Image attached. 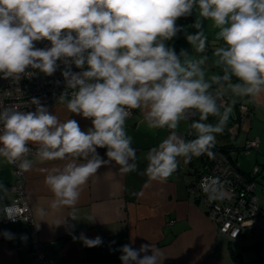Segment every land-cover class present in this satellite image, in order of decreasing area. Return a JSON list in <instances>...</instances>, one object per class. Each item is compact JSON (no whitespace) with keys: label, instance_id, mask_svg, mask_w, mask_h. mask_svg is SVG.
I'll return each mask as SVG.
<instances>
[{"label":"clouds","instance_id":"9594fccd","mask_svg":"<svg viewBox=\"0 0 264 264\" xmlns=\"http://www.w3.org/2000/svg\"><path fill=\"white\" fill-rule=\"evenodd\" d=\"M193 13L196 31L185 32V39L195 53H205L204 22L210 21L215 40L222 42L213 51L222 74L206 78L207 55L196 57L185 49L177 54L167 43L182 31L177 20ZM41 41L50 46L37 47ZM60 63L65 91L58 100L90 121L86 131L76 119L62 122L36 97L30 101L34 111L0 104V157L30 171L27 156L34 145L39 160L66 161L45 170L52 209L74 206L102 166L114 161L121 172L137 169L126 131L134 109L148 128L169 130L146 153L142 174L150 181L166 182L181 157L188 162L205 153L213 156L216 135L223 133L232 111L225 106L221 112L217 100L225 94L254 99L264 93V0H0V79L18 83L38 73L52 76ZM73 65L80 71H72ZM191 110L199 114L190 125L196 138L185 140L176 129ZM209 115L218 117L216 124L203 122ZM100 148L107 159L98 154ZM204 191L210 199L222 196L219 178H209ZM36 211L47 214L44 208ZM0 216L17 220L11 206L0 209ZM2 235L14 238L8 231ZM79 239L86 247L103 243L83 233ZM134 242L119 249L121 264H163L159 249L150 243L137 249Z\"/></svg>","mask_w":264,"mask_h":264},{"label":"crops","instance_id":"0c3cea01","mask_svg":"<svg viewBox=\"0 0 264 264\" xmlns=\"http://www.w3.org/2000/svg\"><path fill=\"white\" fill-rule=\"evenodd\" d=\"M190 17L193 24L196 14ZM204 28L208 37L205 53H195L185 39V32L196 31L191 26L182 34L179 32L175 39H180L170 46L177 54L185 49L196 57L207 55L208 60L203 67L206 78H209L222 74L221 69L215 66L216 58L213 56L214 48L222 42L215 40V30L210 21L204 22ZM215 88L214 85L213 90ZM244 102L249 104L251 116L241 121L239 106ZM224 105H230L232 111L223 133L216 135L215 146L241 147L247 139H258V148L252 149L248 155L239 156L238 163L245 173L251 172L254 166L259 168L257 188L260 196L264 197V93L254 99L242 97L239 104ZM223 110L220 105V111ZM49 111L62 122L76 119L85 131L90 127L89 120L69 112L63 102L49 108ZM198 119L196 112L191 120L182 119L176 129L177 134L185 140L195 139V130L190 125ZM142 120L141 111L134 109L126 121V131L132 137V147L136 150L137 169L121 172L114 161L102 166L82 187L74 206L50 208L53 194L45 184V170L63 167L66 161H41L35 155L27 156L33 167L24 172V193L34 223L39 225V228L35 226L36 235L51 264H121L119 249L133 240L134 248L150 243L159 249L165 258L163 264H264V232L247 233L235 241L218 234L204 204L191 198L187 191L197 172L183 163L184 158H179L177 170L166 182L150 181L142 174L148 163L146 153L169 135L167 128L150 129ZM217 120L218 117L209 115L203 122L216 124ZM97 151L107 159L106 149ZM13 179L11 165L0 157V209L13 198L10 187ZM38 208L46 209L47 214L39 216ZM4 231L12 233L14 238L0 239V264H32L28 254L32 236L29 226L22 222L7 223L3 225ZM82 233L88 238L99 236L103 243L97 247H86L79 239Z\"/></svg>","mask_w":264,"mask_h":264},{"label":"built area","instance_id":"2783aa9c","mask_svg":"<svg viewBox=\"0 0 264 264\" xmlns=\"http://www.w3.org/2000/svg\"><path fill=\"white\" fill-rule=\"evenodd\" d=\"M37 47L50 46L48 41L37 42ZM64 65L59 64L52 76L38 73L32 78H22L18 83L13 80L0 79V104L5 106L16 105L21 111H34L35 106L30 104L33 97L39 98L41 103L49 108L61 103L60 94L65 91L62 70ZM72 71H80L72 66ZM225 101L221 103V106ZM240 120H248L251 116L249 104L241 103L239 106ZM133 110H131L130 115ZM129 115V116H130ZM195 116L191 110L188 119ZM31 147V146H30ZM31 155L36 156V147H31ZM258 148V139H247L241 147L214 146L213 156L206 153L199 157H192L183 163L194 168L196 177L188 184L187 191L190 197L201 201L207 215L215 223L218 234L229 241H235L241 236L254 231L264 232V205L259 202L256 195L257 174L259 168L254 166L249 173L243 172L238 163V157L248 155L252 149ZM29 154V155H30ZM196 162V163H195ZM14 179L11 184L13 198L5 206H11L15 222L0 218V239L3 235V225L7 223H26L31 232L28 244V254L32 264H51L42 250V242L36 235V227L29 204L24 193V171L17 165L10 164ZM209 178H219L222 196L210 199L209 193L204 191Z\"/></svg>","mask_w":264,"mask_h":264},{"label":"trees","instance_id":"16d2710c","mask_svg":"<svg viewBox=\"0 0 264 264\" xmlns=\"http://www.w3.org/2000/svg\"><path fill=\"white\" fill-rule=\"evenodd\" d=\"M177 25H179V26H181V28H182V31H180L181 32V34L189 27V26H191L192 25V20H191V17L190 16H188V17H181V18H179L178 20H177ZM178 35V34H177ZM176 38V37H175ZM175 38H173V40H171V41H168L167 43H168V45L170 46V43L172 44V43H175V42H177L179 39H180V37H178L177 39H175ZM236 147V146H235ZM234 147V148H235ZM227 148H230V147H227Z\"/></svg>","mask_w":264,"mask_h":264},{"label":"water","instance_id":"95a60500","mask_svg":"<svg viewBox=\"0 0 264 264\" xmlns=\"http://www.w3.org/2000/svg\"><path fill=\"white\" fill-rule=\"evenodd\" d=\"M215 90V89H214ZM242 97H238V99H235V96L232 98V95L230 94H225V95H222L218 100H217V103L218 105H221V103L223 101H225V104L226 103H231V104H239L240 101H241ZM227 106V107H231L230 105H223V108ZM232 109V107H231ZM224 111V110H223Z\"/></svg>","mask_w":264,"mask_h":264},{"label":"rangeland","instance_id":"374dc122","mask_svg":"<svg viewBox=\"0 0 264 264\" xmlns=\"http://www.w3.org/2000/svg\"><path fill=\"white\" fill-rule=\"evenodd\" d=\"M256 195L260 196V190L258 188H256ZM260 203H264V197L260 196Z\"/></svg>","mask_w":264,"mask_h":264}]
</instances>
